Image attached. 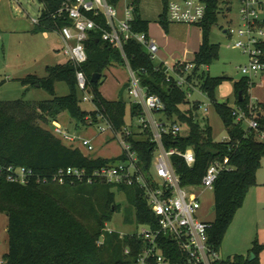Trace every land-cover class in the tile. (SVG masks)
<instances>
[{"label": "trees", "instance_id": "obj_1", "mask_svg": "<svg viewBox=\"0 0 264 264\" xmlns=\"http://www.w3.org/2000/svg\"><path fill=\"white\" fill-rule=\"evenodd\" d=\"M39 1L44 9L35 32H58L63 26L71 24L67 15L60 14V10L74 0ZM229 1L208 0L207 17L199 24L202 43L193 60L195 68L187 74V79L196 88L208 93L228 130V140L216 141L210 123L205 126L200 123V103L196 102L186 110L182 108L184 104L190 103L188 92L194 89L178 86L175 79L168 75L167 67L164 64L157 65L142 44L130 40L122 52L105 42L101 32L93 31L86 42L89 61L83 65V69L93 91L95 109L87 111L82 107L77 83L78 67L70 60L51 66L45 78L30 75L22 79L24 86L44 88L52 97L45 100H0L1 165L5 168L27 167L44 178L61 168L74 166L94 170L125 159L124 155L116 159L86 157L80 149L66 145L54 134L52 127L61 114L68 113L77 125L88 126L90 120L96 122L100 115L115 131H123L128 108L131 119L135 120L142 114V106L124 99H107L99 85L105 71L114 62L129 65L148 94L158 95L165 103L162 119L180 123L190 130L188 136L181 133L177 137L169 134L164 138L167 149L186 151L191 148L195 151L196 162L192 166L185 158L177 154L172 156V163L182 184L201 185L209 167L216 161L227 163L230 167L221 172L213 191L215 220L209 230V241L220 250L238 210L243 206L251 187L257 184V172L264 159V141L257 137L255 130L238 124L233 113L234 106L230 102H220L216 96V89L225 78L213 77L205 70L218 57L220 48L210 41L211 27L218 21L220 13L226 9L224 5L229 4ZM109 2L116 6L120 0ZM164 2L159 22L168 31L169 0ZM139 3L136 0L131 4L134 6L133 29L149 34L150 22L142 18ZM90 16L102 26H107L104 16H95L93 13ZM97 73L102 74V78L98 83H93L92 78ZM59 81L69 84L68 95H57L56 83ZM253 84L250 77L235 84L237 106L249 116L254 110V105H250ZM257 114L264 125V111L258 110ZM131 140L145 167L150 169L155 158L156 143L147 135ZM97 184H100L98 188L91 189L86 182L69 181L62 185L33 179L30 184L24 185L11 181L6 170L0 172V213L9 218V251L3 258L4 264H135L145 246L144 241L136 236L121 238L118 232H105L113 213L121 210L116 202V194L109 191L104 210L97 208L93 197L100 191H108L109 187H118L126 194L129 205L135 211L134 218L131 214L127 215L128 222L155 227L158 224L157 217L140 187ZM160 241L165 256L172 262L182 264L183 256L179 247L167 236H162ZM128 248L130 254L126 253ZM219 264H261L259 245L256 244L248 255L237 254Z\"/></svg>", "mask_w": 264, "mask_h": 264}, {"label": "built area", "instance_id": "obj_2", "mask_svg": "<svg viewBox=\"0 0 264 264\" xmlns=\"http://www.w3.org/2000/svg\"><path fill=\"white\" fill-rule=\"evenodd\" d=\"M241 1L242 25L235 31L237 36L235 47L241 49L248 58V63L240 70L246 77L253 78L264 72V48L262 47L264 0ZM207 12L208 0H169L168 3L169 20L174 23L199 25L206 19ZM90 13L95 16H104L107 26H102L90 16ZM60 14L67 15V18L71 20V24L63 26L58 34L63 53L78 67V88L85 93L83 100L86 102H93L88 78L83 69V65L89 61L86 42L91 32H101L105 42H109L122 52L130 40H136L142 44L153 60L160 50L158 43L150 34L133 29V5L125 9V18L122 20H118L116 7L109 0H74L62 8ZM41 16L34 19L35 24L41 22ZM164 65L167 67L168 75L175 79L178 86L183 89H196L187 79V74L195 68L193 61H183L174 67L166 63ZM130 70L132 81L129 93L135 98L133 102L142 106V114L132 120L130 126H125L123 132L115 131L106 120L122 144L125 159L94 170L74 166L61 168L50 177L44 178L37 176L33 169L16 166L5 168L1 162L0 172L6 170L11 181L24 185L30 184L33 179L38 182L52 181L62 185L69 181L87 184L105 183L114 186L136 185L145 192V197L157 217V226L141 225V229L128 233L117 231L108 223L105 227V232H118L121 238L130 235L144 241L145 246L135 264H180L172 262L165 256L160 241L162 236L169 237L179 247L183 256L182 264H219L223 260L220 250L209 241L212 222L202 219L199 213L204 192L214 191L219 175L230 167L227 163L216 161L209 167L201 185L184 186L172 163V156L177 154L185 158L192 166L196 162L195 151L191 148L180 151L165 147V136L171 134L177 137L182 132V125L162 119L166 108L165 103L158 95L148 94L138 75L131 68ZM233 113L238 124H247V129L255 130L257 137L264 141V125L261 124L255 108L251 116L239 106H234ZM90 123L93 124V120H90ZM136 129L151 137V141L156 143L155 158L150 169L145 167L131 140L137 138ZM52 131L64 142L79 141L89 151L95 150L91 140L73 135L59 121L53 122ZM130 252L128 248L126 253L130 254ZM0 264H4V261H0Z\"/></svg>", "mask_w": 264, "mask_h": 264}, {"label": "rangeland", "instance_id": "obj_3", "mask_svg": "<svg viewBox=\"0 0 264 264\" xmlns=\"http://www.w3.org/2000/svg\"><path fill=\"white\" fill-rule=\"evenodd\" d=\"M135 1L120 0L115 6L118 20L125 18V9ZM139 2L142 18L150 22L149 33L160 46L154 62L157 65L166 63L174 67L183 61H193L202 41L201 27L195 24L170 22L169 30L166 31L159 22L165 7L164 0H139ZM228 3L231 10L225 9L221 12L218 21L211 27L210 41L218 44L220 48L218 57L210 66H206L205 70L209 71L213 77L229 76L217 87L216 96L220 102H230L233 107L237 106L235 84L246 77L240 68L248 63V58L241 49L235 47L237 39L235 31L242 25L240 13L242 1L230 0ZM43 9L44 5L39 0H0V100L2 101L50 99L52 96L46 89L33 85L26 87L22 79L30 75L45 78L51 66L69 61L62 51L58 32H35L34 19L42 15ZM252 79L254 84L250 90L252 96L250 105H254L256 111L262 110L264 109V72L253 76ZM131 81L132 74L129 66L114 62L105 71L99 89L107 99H124L130 103L135 100L129 93ZM125 86L128 87L124 90ZM56 93L59 96L68 95L69 84L65 81L57 82ZM90 94L93 98L92 89ZM79 96L85 110L95 109L92 101L83 100L85 96L83 91L79 90ZM188 99L190 103L184 104L182 108L186 110L192 104L200 103L198 118L200 123L203 126L210 123L216 141L228 140V130L208 93L196 88L190 92ZM58 121L73 135L91 140L95 148L92 152L79 141L75 143L65 141L69 147L80 149L86 157L116 159L123 155L122 144L103 117L98 116V120L88 126L77 125L69 119ZM126 121L125 126H130L132 119L129 108ZM244 127L248 128V125L244 124ZM103 128L105 130H102ZM181 133L183 136H188L190 130L182 125ZM144 136V133L136 129L137 138ZM99 185L88 184L91 189H96ZM109 191L116 194V202L121 206V210L113 213L109 226L125 233L141 229L136 223L126 220L128 214L134 218L135 211L129 205L126 194L118 187H109L108 191L103 190L94 195L93 201L97 208L104 210ZM201 201L200 217L206 221H214V192L205 191ZM8 223V216L0 213V261L9 251ZM256 244L259 245L260 262L264 264V159L257 172V184L251 187L243 206L238 210L226 233L220 249L221 257L227 260L237 254L248 255Z\"/></svg>", "mask_w": 264, "mask_h": 264}, {"label": "crops", "instance_id": "obj_4", "mask_svg": "<svg viewBox=\"0 0 264 264\" xmlns=\"http://www.w3.org/2000/svg\"><path fill=\"white\" fill-rule=\"evenodd\" d=\"M226 10L227 11H230L231 10V7H230V4H227L226 5ZM150 34V33H149ZM150 36H151V34H150ZM152 37V36H151ZM153 38V37H152ZM154 39V38H153ZM59 42H60V37H59ZM157 42V41H156ZM158 43V42H157ZM201 43H202V41H201ZM61 44V43H60ZM201 46V45H200ZM160 47V46H159ZM200 48V47H199ZM199 50V49H198ZM197 50V51H198ZM196 51V52H197ZM26 87H28V86H26ZM263 111H264V109H262ZM262 110H261V112H262ZM159 117H161V115H159ZM67 119H69L70 121H72V122H74L72 119H71V117L68 115V113H63V114H61L60 116H59V119L58 120H67ZM69 130V129H68ZM9 219V218H8ZM7 226H9V223H8V225ZM8 231H9V228H8Z\"/></svg>", "mask_w": 264, "mask_h": 264}, {"label": "water", "instance_id": "obj_5", "mask_svg": "<svg viewBox=\"0 0 264 264\" xmlns=\"http://www.w3.org/2000/svg\"><path fill=\"white\" fill-rule=\"evenodd\" d=\"M227 32V31H226ZM229 76L228 75H225L224 78H228ZM102 78V74L100 73H97V74H94L93 78H92V82L93 83H98ZM214 209V208H213Z\"/></svg>", "mask_w": 264, "mask_h": 264}]
</instances>
